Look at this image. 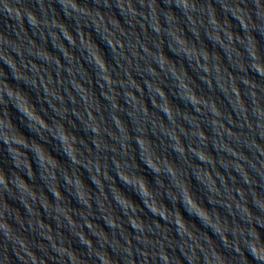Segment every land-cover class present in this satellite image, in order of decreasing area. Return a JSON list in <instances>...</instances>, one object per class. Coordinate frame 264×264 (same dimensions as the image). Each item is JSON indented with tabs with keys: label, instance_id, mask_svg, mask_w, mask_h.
<instances>
[{
	"label": "water",
	"instance_id": "1",
	"mask_svg": "<svg viewBox=\"0 0 264 264\" xmlns=\"http://www.w3.org/2000/svg\"><path fill=\"white\" fill-rule=\"evenodd\" d=\"M0 264H264V0H0Z\"/></svg>",
	"mask_w": 264,
	"mask_h": 264
}]
</instances>
